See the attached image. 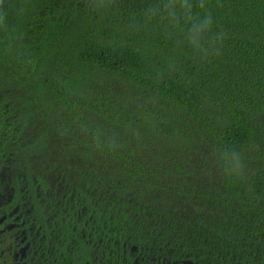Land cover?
<instances>
[{"label":"trees","instance_id":"16d2710c","mask_svg":"<svg viewBox=\"0 0 264 264\" xmlns=\"http://www.w3.org/2000/svg\"><path fill=\"white\" fill-rule=\"evenodd\" d=\"M68 10L28 43L35 91L20 99L41 137L118 193L193 210L244 257L264 250V0Z\"/></svg>","mask_w":264,"mask_h":264},{"label":"flooded vegetation","instance_id":"af4514ba","mask_svg":"<svg viewBox=\"0 0 264 264\" xmlns=\"http://www.w3.org/2000/svg\"><path fill=\"white\" fill-rule=\"evenodd\" d=\"M86 1L37 0L32 8L31 0H0V264H264V250L244 257L193 210L180 218L95 179L86 161L27 119L20 97L35 91L36 76L28 43L54 13ZM10 34L14 45L4 49Z\"/></svg>","mask_w":264,"mask_h":264}]
</instances>
